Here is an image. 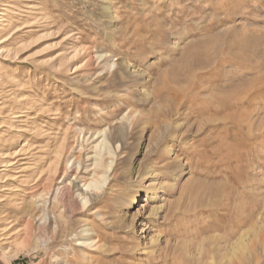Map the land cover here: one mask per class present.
<instances>
[{"label":"rangeland","instance_id":"rangeland-1","mask_svg":"<svg viewBox=\"0 0 264 264\" xmlns=\"http://www.w3.org/2000/svg\"><path fill=\"white\" fill-rule=\"evenodd\" d=\"M0 12V138L23 94L36 155L21 163L46 161L55 131L78 160L65 179L78 206H56L45 244L36 229L14 248L39 216L35 190L0 187V264H264V0H0ZM103 137L111 168L85 192Z\"/></svg>","mask_w":264,"mask_h":264},{"label":"bare ground","instance_id":"bare-ground-1","mask_svg":"<svg viewBox=\"0 0 264 264\" xmlns=\"http://www.w3.org/2000/svg\"><path fill=\"white\" fill-rule=\"evenodd\" d=\"M8 7L10 8V6ZM4 10L7 11L8 9L5 8ZM4 15H5L4 12H0L1 18ZM6 16L7 15H5L4 17ZM3 20L5 21V19ZM3 40L5 41L6 38H4ZM21 48L23 47L16 48L13 51L7 50L6 55L14 57L21 50ZM77 49H74V53H73L74 57L80 51ZM108 65L111 66L113 65V63H108ZM51 66L53 68L57 67L55 63H52ZM22 96L23 94H20V97L16 99L17 106L14 107L15 110L14 108H11L4 112L6 114L4 115L5 120L3 121V123H5L4 124L5 129L3 131L6 134L4 137L0 138V147L3 145L4 142L8 141V147L9 149H11V151L10 152L5 151V152L0 153V164L1 166L4 167L2 170H0V183L7 182V184H4V185L1 184L0 187L7 186L4 189L8 190V192L14 193L15 191L19 189L17 188L18 185L17 186L13 185L14 184L13 181H16L18 183L23 182L25 183V185H29V187L27 186L26 189L33 188L35 190L34 192L32 191L30 195V199H31L30 201H32V204L38 208L39 216L37 218L36 223H34L35 227H33L34 225L32 222L28 221L27 224H25L26 226L23 227L22 230H17L13 232L15 234V237H13L15 249H24L26 247H29L32 242V237H33L32 233L35 232L36 229L41 230V235L40 237H38L39 240L37 241L39 244H45L47 238L48 239L56 238L57 231L59 228V222L54 213L56 206H58V204L61 203L63 207V212L67 214L74 211L76 209V205L78 206V202L71 192V187H70L71 183L67 184L65 182L66 177H68L69 175H73L74 177H76L78 173V160H76L75 157L70 153L67 156L65 155V148H66V136L65 135L63 136L61 135L59 139L55 133L56 131L50 132L49 135L51 136L50 138H51L52 144L46 151L47 157H48L46 161L42 162V158H39V159L34 158L33 162L29 163V161H26V162L21 163L23 159L31 160V158H33L36 155V154L31 153V150L32 151L34 150L32 149L33 147H31L32 144L31 143L29 144V142L26 141L28 139L26 134L30 132L32 129H30L31 127L30 128L26 127V120L24 119L27 116L26 111H29V110H25L27 108L25 105L31 103L32 100L31 101L28 100L26 96L22 98ZM132 122L133 121L131 118L130 124ZM34 129H36L37 134L45 133L43 132L44 128L42 129L38 124L34 125ZM10 130L12 132L11 138L7 137L8 132ZM33 134L34 133H32V135ZM32 141L35 142V140H32ZM46 143H49V142L46 141ZM18 146L19 148L16 149V147ZM97 147L100 150H101V147L105 148V152L103 154L96 152L97 158L94 160V162H92L93 169H92L91 180H88V181L85 180L82 183L83 185L82 190H84L85 192H91L92 190H97L100 188V184L104 181L105 177H104V172L101 173V175L99 174V169H101L102 167H105L107 169L111 168V163L113 161L112 159L109 158V155L112 154V151L110 150V148L106 147L105 137H103L102 140H100L95 145V148ZM20 155L21 156L24 155V158H20L19 157ZM41 163H44V164H41ZM23 164L25 165L24 167H23ZM24 171L29 172L25 174L27 176H22L20 174ZM7 172H11V173L8 174ZM98 175H100V177L102 178L101 181L98 179ZM26 189H22L20 191L23 192ZM29 189H28V192H29ZM78 197H80V200H81L80 202L82 204V207L85 206V204L88 201L87 197L83 195L81 192L80 193L78 192ZM92 235L90 236L88 235V237L86 238V242H83V244L86 243V245L90 246L91 248L93 247V249H99L100 244H97V241L94 238L95 236L93 237ZM171 264H180V262L173 261L171 262ZM195 264H203V263L197 261ZM225 264H239V263L235 262L233 259L230 258Z\"/></svg>","mask_w":264,"mask_h":264}]
</instances>
